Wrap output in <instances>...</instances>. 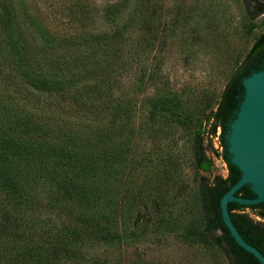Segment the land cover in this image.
<instances>
[{
	"label": "trees",
	"instance_id": "1",
	"mask_svg": "<svg viewBox=\"0 0 264 264\" xmlns=\"http://www.w3.org/2000/svg\"><path fill=\"white\" fill-rule=\"evenodd\" d=\"M240 1L252 32L264 0ZM130 4L122 17L121 1L106 5L100 16L114 26L57 32L25 0H0V264H119L88 256L85 246L121 250L133 202L141 226L159 236L180 229L186 241L221 249L228 264H260L230 235L219 202L240 177L225 134L243 79L264 64V29L218 96L193 88L145 96L154 76L145 49L162 40V16L150 19L145 0ZM129 76L134 96L124 93ZM218 128L221 152L212 140ZM207 151L225 160L226 176L200 175L214 164ZM236 194L255 197L247 184ZM246 208L264 218V203L228 204L240 235L264 255V222ZM59 210L65 218L57 221Z\"/></svg>",
	"mask_w": 264,
	"mask_h": 264
},
{
	"label": "rangeland",
	"instance_id": "2",
	"mask_svg": "<svg viewBox=\"0 0 264 264\" xmlns=\"http://www.w3.org/2000/svg\"><path fill=\"white\" fill-rule=\"evenodd\" d=\"M25 1L32 10L37 7L50 28L57 32H67L77 23L81 30H99L114 26L108 18L100 16L104 14L106 5L121 1L123 13L118 15L120 17L131 5V0ZM145 1L150 19L154 17V12L161 14L163 36L159 43L148 45L145 49L148 71L154 75L145 85V96L155 92H182L187 88L207 89L218 96L232 63L243 58L255 37L264 29V14H261L254 19L256 27L253 31H247L245 8L240 0H158L156 8V0ZM94 12H97L96 16ZM151 29L153 31L152 27ZM150 34L149 32V36ZM129 77L124 80V93L131 96L132 78ZM178 134L180 132H177L176 138ZM212 140L214 147L219 148L218 138ZM180 143L181 138H178L179 147ZM143 146L150 148L151 142L147 141ZM222 149L218 150L221 152ZM207 153L212 155L214 164L209 172L199 171L200 175L209 178L216 174L226 176L225 160L209 151ZM183 161L181 162L185 166V172L193 174L190 164ZM41 204V216L49 218L50 206H45L42 202ZM132 204L134 205L129 209L130 234L127 244L121 250L114 245H86L88 256L114 257L119 264H228L221 249L186 241L181 237L180 229L171 231L166 236H159L151 225L141 226L145 222L144 217L136 218L139 208L134 202ZM52 215L57 221L65 218L63 210ZM248 215L254 220L264 222V218L256 214Z\"/></svg>",
	"mask_w": 264,
	"mask_h": 264
},
{
	"label": "water",
	"instance_id": "3",
	"mask_svg": "<svg viewBox=\"0 0 264 264\" xmlns=\"http://www.w3.org/2000/svg\"><path fill=\"white\" fill-rule=\"evenodd\" d=\"M242 83L244 94L225 134L230 162L240 170V177L221 196L219 205L223 223L235 242L264 264L263 253L240 235L228 210L230 202L246 206L264 203V64L260 70L244 78ZM246 184L255 197L236 194ZM244 211L256 214L249 208Z\"/></svg>",
	"mask_w": 264,
	"mask_h": 264
},
{
	"label": "built area",
	"instance_id": "4",
	"mask_svg": "<svg viewBox=\"0 0 264 264\" xmlns=\"http://www.w3.org/2000/svg\"><path fill=\"white\" fill-rule=\"evenodd\" d=\"M219 130H220V129L218 128V130H217V132H216V135H215V136H213V137H212V139H214V138H218V135H219V134H218V133H219ZM219 148H220V147H219ZM219 148H217V149H219Z\"/></svg>",
	"mask_w": 264,
	"mask_h": 264
}]
</instances>
